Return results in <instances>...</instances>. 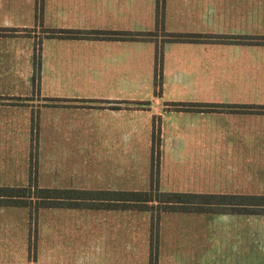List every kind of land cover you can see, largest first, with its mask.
Masks as SVG:
<instances>
[{"label": "crops", "instance_id": "crops-1", "mask_svg": "<svg viewBox=\"0 0 264 264\" xmlns=\"http://www.w3.org/2000/svg\"><path fill=\"white\" fill-rule=\"evenodd\" d=\"M27 1L33 5L29 9L32 15L41 7L43 21L49 28L154 35L144 40L56 37L48 36L49 31L56 29H45L40 35L36 28L11 26L7 19L1 22L0 29L6 32L0 31V125L13 122L25 126V130L20 137L0 135V153L21 148L25 161L20 177L5 178L0 187L33 184L69 192L85 190L63 179L41 182L46 170L39 169L38 151L41 149L51 157L64 142H71L69 149L75 150L84 141H107L115 144L112 146L117 151L128 153L129 113L143 110L152 119L148 142L152 155L158 153L159 160L166 148L175 156L183 153L190 157L197 152L200 158L218 159L205 162L219 168L208 169L221 177L218 192L158 188L159 191L233 198H226L231 203L220 205L219 212L158 211L157 202L150 203L155 210L41 207L40 210L60 214L89 213L95 217L89 233H38L33 243L23 233L19 238H5L4 248L27 252L31 245L40 264H84L80 258L83 248L89 252V264H151V252L152 264H264V214L228 210L251 207L257 201L253 197L264 196V113L181 111L171 105H264V44L227 39L264 37V0H163L160 23L156 18L159 0ZM0 9H5L3 0ZM179 33L204 37L197 41L170 40V35ZM157 46L162 50V66L161 84L155 92ZM35 55L39 56L40 74L34 81ZM150 80L153 91L148 86ZM147 95L150 99H144ZM62 109H101L110 113L113 118L109 121V133L86 138L79 134L48 133L49 121L62 117L58 112ZM188 115L193 117L181 118ZM165 119L176 123L170 134L161 127ZM155 120L159 133L158 129L155 132ZM181 120H189L187 127L179 125ZM89 191L145 190L96 187ZM13 207L32 210L28 206L0 205V210H8L9 220ZM131 212L144 214L140 218L143 230L130 231V219H137L130 216ZM120 222L127 227H120ZM2 244L0 238V247Z\"/></svg>", "mask_w": 264, "mask_h": 264}, {"label": "rangeland", "instance_id": "rangeland-1", "mask_svg": "<svg viewBox=\"0 0 264 264\" xmlns=\"http://www.w3.org/2000/svg\"><path fill=\"white\" fill-rule=\"evenodd\" d=\"M3 1H5V9H0V23L7 19L11 26L16 25L36 28L37 33L40 35L43 34L45 29L61 30V28H49L45 25L41 7L37 6L36 13L32 15V12L29 13V9H32L33 5L32 3L28 4L27 0ZM3 30L5 29H0V31ZM158 33L159 31H157V34ZM18 82L23 86L21 79H19ZM148 83L150 90L153 91L152 80L148 81ZM144 99H150L149 95L145 96ZM163 106L164 104L161 105V107ZM162 111H164V109H162ZM58 112L62 117H53L49 121V123H51L49 129L51 130L48 133L50 134H79L84 138L91 134L106 135L109 133V121L113 118L110 113L101 109L91 112H85L84 110L76 112L62 109ZM146 114L147 113L143 110L139 112L131 110L129 113L128 153H126L127 151H117L112 146H115V144L107 141L98 143L84 141L81 142L80 149L76 148L75 150L69 149L73 146L71 142H64L60 144L62 148L58 150V153L51 157L47 154L44 155V152L40 149L38 151V164H40L41 168L39 169L46 170V174L41 182H47L51 180V178L63 179L71 184L74 182L73 185L85 189L83 190L85 191V195L79 193L77 196L94 198H97L100 194L96 191L91 192L89 190L96 187L103 190L106 188L148 190L152 187H157L163 191L218 192L221 177L208 169L219 168L214 165H205L207 160L213 162L218 159L200 158L197 152H193L190 157L185 156L183 153H180L181 156H175L171 154L168 148L165 149L164 153L161 151L160 160L158 153L152 155L148 142L151 137L152 119L151 117L148 118ZM68 115H73L75 119L71 120ZM175 117L176 116H174V118ZM184 117L193 116L188 115L182 116L181 118L185 119ZM175 120L177 122L179 121L178 119ZM4 122L5 124L0 125L1 136L4 135V137H9V135L12 134L20 137V134L25 130V126L21 124L14 125L13 122ZM188 124L189 120H181V123H179V125L183 126L182 128H184V126L187 127L186 125ZM36 125L37 124L34 123L35 127ZM154 125L159 128L158 120L154 121ZM174 125H176V123L170 119L161 121V127H164L168 131L167 134H170ZM167 146L169 145L167 144ZM33 154H35V152ZM0 156V166L2 168L0 169V181L5 180V178L17 180L20 177L21 169H23L25 161V159L21 157V148H19L17 152H9V150L5 149L0 153ZM122 161H124L123 165L121 164ZM158 166L159 169H157ZM69 173L72 176H66ZM32 186L33 189L40 188L33 184ZM1 187H4V185ZM34 194H37L36 191H34ZM119 194L120 193H112L109 195L119 196ZM93 202L95 201L93 200ZM31 206L32 210L24 207L11 208L13 210L12 219L10 220L8 210L6 212L0 210L2 211L0 212V238L3 241L0 247V260L3 261L2 264H40L37 261V253L34 247L32 248V246L29 245V250L27 252H21L18 248H4L5 238H19L21 234L25 233L29 235V243H33L34 237H36L38 233H89L90 223L95 217L94 214L90 215L89 213L77 215L71 213L60 214L42 209L40 210L39 208L37 211L34 210V203ZM161 207L162 205H157L155 209L159 211ZM151 209L155 210L154 206ZM143 215L144 214L141 212H131L130 216L137 219L135 221L130 219V231L143 230V222L140 219ZM119 226L127 227L126 225H122V222H120ZM146 228L147 227H145V229ZM7 234H9L8 237ZM56 253L60 254L61 252ZM80 258L84 264H89L90 259L88 250L83 248ZM149 259H151L149 260L151 264L154 263V257Z\"/></svg>", "mask_w": 264, "mask_h": 264}, {"label": "trees", "instance_id": "trees-1", "mask_svg": "<svg viewBox=\"0 0 264 264\" xmlns=\"http://www.w3.org/2000/svg\"><path fill=\"white\" fill-rule=\"evenodd\" d=\"M163 17V0H159L156 11L157 23L162 21ZM154 34L151 32H132V31H83L72 29H61L49 31L48 36L56 37H72V38H103V39H126V40H144L151 38ZM203 35L191 33H179L170 35V40L173 41H197L203 38ZM210 37V36H209ZM234 42L240 43H256L264 44L262 36H232L227 37ZM35 73L33 80L39 79L40 61L39 56L34 57ZM161 66H162V50L157 46L155 50V92H158L161 84ZM172 107L181 111H231V112H256L264 113V105H223L213 103H172ZM155 127V132L159 128ZM36 191V195L34 194ZM68 194H66V193ZM83 192H69L57 189L34 188L32 185L26 187H0V205L4 206H28L35 205L34 210L41 207H99V208H127L137 210H149L154 205L150 204L157 202V205H162V210H179V211H203L206 209L212 212L222 210L220 205L229 204L226 198L232 196L209 194L200 195L193 193H171L161 192L156 187L145 191H128V192H111L98 191L100 194L97 198L80 197ZM65 193V194H63ZM120 193L119 196L109 194ZM257 201L252 203L251 207H230L228 210L232 212H242L249 214H264V196L253 197ZM91 200V201H88ZM98 200L99 202H93ZM92 203V204H91ZM208 204L209 207L203 205ZM32 209V208H31ZM224 209V208H223ZM151 257L154 254L151 252Z\"/></svg>", "mask_w": 264, "mask_h": 264}]
</instances>
